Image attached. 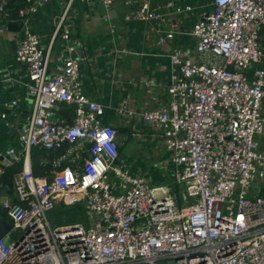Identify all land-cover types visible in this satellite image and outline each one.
I'll list each match as a JSON object with an SVG mask.
<instances>
[{
	"label": "built area",
	"instance_id": "built-area-1",
	"mask_svg": "<svg viewBox=\"0 0 264 264\" xmlns=\"http://www.w3.org/2000/svg\"><path fill=\"white\" fill-rule=\"evenodd\" d=\"M50 1L25 0L19 20ZM113 1L80 0L106 9ZM123 1L131 6L124 20L148 23L156 44L166 47L169 102L138 116L162 134L181 189L175 194L169 186L152 185L119 161L116 128L103 123L104 106L87 98L78 82L81 65L63 25L66 10L47 49L27 29L15 40L14 57L26 69L32 96L20 135L24 152L67 145L53 162L66 166L48 179L26 165L6 188L17 201L1 202L12 228L7 245L0 239V264H264V196L249 195L256 173L264 176V152L256 142L264 135V71L255 70L252 81L245 74L264 57V0H212V10L190 32L195 58L173 45L181 33L168 23L191 12L190 6ZM5 31L0 28V34ZM58 37L65 44L55 61L51 50ZM61 105L70 108L69 122L55 118ZM116 114L136 112L121 107ZM13 154L0 153L4 167L14 163ZM77 203L84 206V224L52 226L49 214Z\"/></svg>",
	"mask_w": 264,
	"mask_h": 264
},
{
	"label": "crops",
	"instance_id": "crops-1",
	"mask_svg": "<svg viewBox=\"0 0 264 264\" xmlns=\"http://www.w3.org/2000/svg\"><path fill=\"white\" fill-rule=\"evenodd\" d=\"M138 1L139 3L148 2L151 7H154L155 4H163L167 0ZM172 1L180 7L190 6L192 8L189 13L171 16L168 23L181 33L175 35L173 45L181 48L187 55H192L191 58H195L196 42L190 32L201 15L212 10V0ZM7 2L8 0H0V9L3 8L7 13V16H4L3 11L0 10V28H6V21H19L18 16L16 19L9 18L10 13L4 8ZM66 10L63 25L69 31L71 45L75 47L74 54L77 58L79 57L76 52V45H78L84 56V63L80 66L78 77L82 93L90 100L104 106V124L126 130V134L117 136L119 161L129 174L143 176L150 184L155 180L162 182L166 176L170 181L165 180L167 181L165 185L172 181V185L169 186L175 194H178L181 187L173 181L169 152L165 148L162 134L144 124L138 116L143 110L159 109L169 102L167 89L170 67L166 47L156 44L148 23L140 20H124L126 14L131 11V6L126 5L123 0L113 1L107 9L100 3L86 4L80 0H51L29 15L21 30L27 29L38 35L40 46L47 49L51 45L53 32L57 25L54 24V19L60 18ZM110 26H114L113 31ZM17 36H19L18 33H11L7 29L0 34V78L5 72L9 74V80L6 82L0 80V153L4 155L6 151L13 150L15 165L20 158H23L22 171L26 165L30 166V152L28 155L24 152L20 140L25 124V122L21 123V115L29 105V94L25 86L27 83L26 69L12 55ZM64 44L65 42L59 37L52 43L51 55L55 61L60 57ZM259 44L264 54V27L261 28ZM8 56L12 58L8 59ZM257 69L264 71V57L260 64H253L246 70V77L250 81L253 80L254 71ZM140 82H149L151 86L146 87ZM13 101L16 104L11 106ZM121 107L135 111L136 115L119 118L116 110ZM261 113L264 117V100ZM1 114H5L6 118H1ZM71 117V111L67 105H61L55 111V118L58 121L69 122ZM121 135L126 137L128 143L134 141L131 148L134 162L139 159L156 158L158 164L161 165L160 169L152 170L149 177L141 175L140 165L136 166L130 157L126 160L124 153L121 152L123 148L119 150ZM256 142L257 150L264 152V135H258ZM160 150H165L163 156ZM3 169L4 165L0 158V173ZM6 188L0 191V205L5 199H14V195ZM249 195L252 198L264 196V176L260 178L256 173L249 187Z\"/></svg>",
	"mask_w": 264,
	"mask_h": 264
},
{
	"label": "trees",
	"instance_id": "trees-1",
	"mask_svg": "<svg viewBox=\"0 0 264 264\" xmlns=\"http://www.w3.org/2000/svg\"><path fill=\"white\" fill-rule=\"evenodd\" d=\"M26 5L25 0H8L7 4L4 6L6 11H9V18L16 19L18 16V11ZM118 134H126V130L116 127ZM67 148V145L63 149L58 151H48L44 149H38L33 147L30 149V167L32 174L37 177H47L51 179V172L55 170L63 169L66 164L62 163L59 166L55 167L53 162L59 158L64 150ZM23 158H20L17 165L14 163L8 167H4L3 172L0 176L1 185L4 188H12L13 186V177L16 173L20 172L22 169ZM14 165V166H13ZM14 202L17 200L14 198ZM0 219L8 222L7 217L0 205Z\"/></svg>",
	"mask_w": 264,
	"mask_h": 264
},
{
	"label": "rangeland",
	"instance_id": "rangeland-1",
	"mask_svg": "<svg viewBox=\"0 0 264 264\" xmlns=\"http://www.w3.org/2000/svg\"><path fill=\"white\" fill-rule=\"evenodd\" d=\"M122 141H120L121 146L119 147V150L122 149V153H124L126 160H128V157H130L131 161L133 163L137 165H140L141 168V175H146L147 177H149V174L152 170H158L160 169L161 165L158 164V160L156 158H151L149 160H143V159H139L137 162H134V157L131 154V148L134 145V141H130L128 143V141H126V137L121 135V139ZM160 154L163 156L165 154V150H160ZM134 160V161H133ZM169 178H167L165 176V180H168ZM163 180L162 182H156V180L152 183V185H165V183H167V181ZM170 181V180H168ZM172 181L170 184L166 185H172ZM170 187V186H169ZM178 202L181 203V196L180 194L178 195ZM84 206H82V203H77L75 206H69V207H65L64 209H59L57 212L53 213L52 215H48V219L50 220L52 226H56V225H62L64 223H82L84 224L86 222V217H85V213L83 210Z\"/></svg>",
	"mask_w": 264,
	"mask_h": 264
},
{
	"label": "water",
	"instance_id": "water-1",
	"mask_svg": "<svg viewBox=\"0 0 264 264\" xmlns=\"http://www.w3.org/2000/svg\"><path fill=\"white\" fill-rule=\"evenodd\" d=\"M59 21V18H55L54 19V24L56 25ZM26 23V20H19V21H15V22H11V21H6L5 22V27L7 29V31L11 32V33H15V34H19L20 36L24 35V31H22L21 29L23 28V25ZM71 42V41H70ZM13 45V44H12ZM76 52L77 55L79 56V63L80 65L84 63V59H83V53L81 51V48H79L78 45H76ZM15 54V48L12 50V55ZM12 56H8V59H11ZM8 73L5 72V74H3V76H1L0 80H6L8 78ZM29 97V105L27 107V110L21 115V123H24L27 116L30 113L31 110V104H32V96L28 95ZM59 106L55 107V110L58 109ZM54 120V119H53ZM22 128V127H21ZM23 133V131H21V134ZM12 225L6 221H3L0 219V239L4 238V243L7 245L9 243V238H5V235L11 231ZM17 235V232H12L10 234V238H14Z\"/></svg>",
	"mask_w": 264,
	"mask_h": 264
}]
</instances>
